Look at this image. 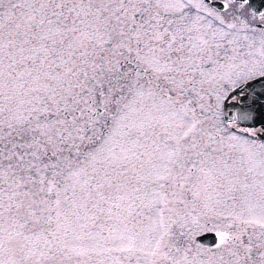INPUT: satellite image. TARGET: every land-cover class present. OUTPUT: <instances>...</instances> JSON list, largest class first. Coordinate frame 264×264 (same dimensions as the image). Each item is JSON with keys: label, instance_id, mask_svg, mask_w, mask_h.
Segmentation results:
<instances>
[{"label": "snow or ice", "instance_id": "1", "mask_svg": "<svg viewBox=\"0 0 264 264\" xmlns=\"http://www.w3.org/2000/svg\"><path fill=\"white\" fill-rule=\"evenodd\" d=\"M262 98L251 0H0V264H264Z\"/></svg>", "mask_w": 264, "mask_h": 264}, {"label": "water", "instance_id": "2", "mask_svg": "<svg viewBox=\"0 0 264 264\" xmlns=\"http://www.w3.org/2000/svg\"><path fill=\"white\" fill-rule=\"evenodd\" d=\"M251 7L258 10L263 11L264 9V0H251ZM264 99V98H262ZM203 242L205 243H211L213 236L212 234H207L204 237L201 238Z\"/></svg>", "mask_w": 264, "mask_h": 264}, {"label": "flooded vegetation", "instance_id": "3", "mask_svg": "<svg viewBox=\"0 0 264 264\" xmlns=\"http://www.w3.org/2000/svg\"><path fill=\"white\" fill-rule=\"evenodd\" d=\"M263 11H264V9H263Z\"/></svg>", "mask_w": 264, "mask_h": 264}]
</instances>
